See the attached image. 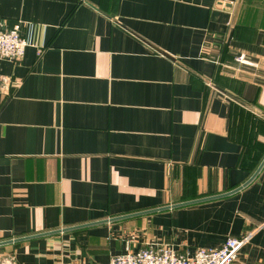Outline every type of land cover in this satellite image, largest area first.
Here are the masks:
<instances>
[{
    "label": "crops",
    "instance_id": "obj_1",
    "mask_svg": "<svg viewBox=\"0 0 264 264\" xmlns=\"http://www.w3.org/2000/svg\"><path fill=\"white\" fill-rule=\"evenodd\" d=\"M14 26L0 262L192 257L264 221V0H0ZM234 264H264V230Z\"/></svg>",
    "mask_w": 264,
    "mask_h": 264
},
{
    "label": "built area",
    "instance_id": "obj_2",
    "mask_svg": "<svg viewBox=\"0 0 264 264\" xmlns=\"http://www.w3.org/2000/svg\"><path fill=\"white\" fill-rule=\"evenodd\" d=\"M26 47L27 43L21 36L18 26L0 30L1 59L17 60ZM236 61L246 63L242 57H238ZM2 83L1 89L5 90L8 80L3 79ZM262 230H264V221L245 232L240 238L226 240L219 248L197 249L192 257L177 255L164 245L146 244L136 253L127 251L125 254L112 257L108 264H234L240 251ZM0 264H14V262L3 260Z\"/></svg>",
    "mask_w": 264,
    "mask_h": 264
},
{
    "label": "water",
    "instance_id": "obj_3",
    "mask_svg": "<svg viewBox=\"0 0 264 264\" xmlns=\"http://www.w3.org/2000/svg\"><path fill=\"white\" fill-rule=\"evenodd\" d=\"M264 164V162H263ZM21 241V240H20ZM14 242H18V241H14ZM9 243H12V242H5V243H0V246H3L4 244H9Z\"/></svg>",
    "mask_w": 264,
    "mask_h": 264
}]
</instances>
